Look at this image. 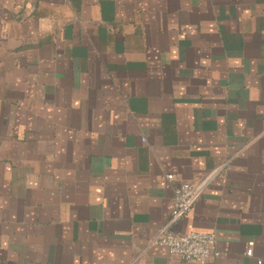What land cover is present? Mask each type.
<instances>
[{
	"label": "crops",
	"instance_id": "1",
	"mask_svg": "<svg viewBox=\"0 0 264 264\" xmlns=\"http://www.w3.org/2000/svg\"><path fill=\"white\" fill-rule=\"evenodd\" d=\"M166 231L264 264V0H0V264H195Z\"/></svg>",
	"mask_w": 264,
	"mask_h": 264
},
{
	"label": "built area",
	"instance_id": "2",
	"mask_svg": "<svg viewBox=\"0 0 264 264\" xmlns=\"http://www.w3.org/2000/svg\"><path fill=\"white\" fill-rule=\"evenodd\" d=\"M172 178L171 175L166 177L168 181ZM206 180L198 183H182L175 189L169 224L180 221L190 212L199 199ZM157 244L164 247L173 258L195 264H208L220 256L216 248V238L210 233L189 232L174 235L166 231L159 236ZM252 245V242L247 244L245 255L248 257L252 256Z\"/></svg>",
	"mask_w": 264,
	"mask_h": 264
}]
</instances>
